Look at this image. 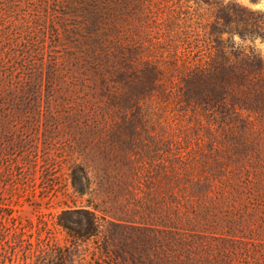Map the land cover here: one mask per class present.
Instances as JSON below:
<instances>
[{
  "label": "trees",
  "instance_id": "16d2710c",
  "mask_svg": "<svg viewBox=\"0 0 264 264\" xmlns=\"http://www.w3.org/2000/svg\"><path fill=\"white\" fill-rule=\"evenodd\" d=\"M263 40L240 0H0V153L84 201L36 264H264Z\"/></svg>",
  "mask_w": 264,
  "mask_h": 264
},
{
  "label": "rangeland",
  "instance_id": "374dc122",
  "mask_svg": "<svg viewBox=\"0 0 264 264\" xmlns=\"http://www.w3.org/2000/svg\"><path fill=\"white\" fill-rule=\"evenodd\" d=\"M258 48L264 58V40L258 41ZM15 125L22 127L20 123ZM15 135L18 140L23 132L20 130ZM39 140L44 142V136ZM66 158L67 152L58 147L32 152L28 157L21 151L0 153L1 264H36L38 251L47 244L66 243L65 231L56 224L57 215L75 202L84 204L83 199L70 194ZM44 175H52L53 181L43 179ZM108 261L90 250L79 263L107 264Z\"/></svg>",
  "mask_w": 264,
  "mask_h": 264
},
{
  "label": "clouds",
  "instance_id": "9594fccd",
  "mask_svg": "<svg viewBox=\"0 0 264 264\" xmlns=\"http://www.w3.org/2000/svg\"><path fill=\"white\" fill-rule=\"evenodd\" d=\"M242 3L247 5L249 8L264 10V0H258L256 3H252L251 0H242Z\"/></svg>",
  "mask_w": 264,
  "mask_h": 264
}]
</instances>
